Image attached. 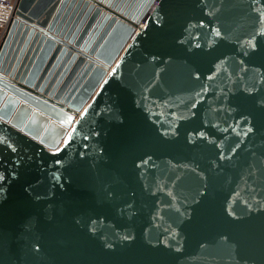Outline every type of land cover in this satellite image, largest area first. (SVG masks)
<instances>
[{"label": "water", "instance_id": "water-1", "mask_svg": "<svg viewBox=\"0 0 264 264\" xmlns=\"http://www.w3.org/2000/svg\"><path fill=\"white\" fill-rule=\"evenodd\" d=\"M0 264H264V0H17Z\"/></svg>", "mask_w": 264, "mask_h": 264}, {"label": "built area", "instance_id": "built-area-1", "mask_svg": "<svg viewBox=\"0 0 264 264\" xmlns=\"http://www.w3.org/2000/svg\"><path fill=\"white\" fill-rule=\"evenodd\" d=\"M17 0H0V34H2L10 23L16 6ZM157 1H154L149 9V13L156 6ZM140 27H144V22H141Z\"/></svg>", "mask_w": 264, "mask_h": 264}]
</instances>
